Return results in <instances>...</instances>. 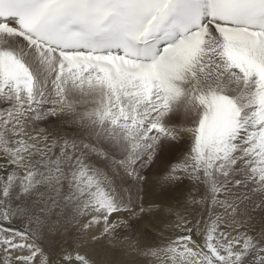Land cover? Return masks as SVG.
<instances>
[{
    "label": "snow or ice",
    "instance_id": "1",
    "mask_svg": "<svg viewBox=\"0 0 264 264\" xmlns=\"http://www.w3.org/2000/svg\"><path fill=\"white\" fill-rule=\"evenodd\" d=\"M0 264H264V0H0Z\"/></svg>",
    "mask_w": 264,
    "mask_h": 264
},
{
    "label": "bare ground",
    "instance_id": "2",
    "mask_svg": "<svg viewBox=\"0 0 264 264\" xmlns=\"http://www.w3.org/2000/svg\"><path fill=\"white\" fill-rule=\"evenodd\" d=\"M15 227H19V225H15Z\"/></svg>",
    "mask_w": 264,
    "mask_h": 264
}]
</instances>
